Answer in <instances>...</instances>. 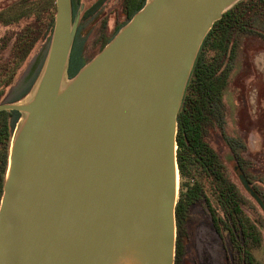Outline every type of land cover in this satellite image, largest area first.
Returning a JSON list of instances; mask_svg holds the SVG:
<instances>
[{
  "label": "water",
  "instance_id": "1",
  "mask_svg": "<svg viewBox=\"0 0 264 264\" xmlns=\"http://www.w3.org/2000/svg\"><path fill=\"white\" fill-rule=\"evenodd\" d=\"M239 0H146L69 78L81 11L55 0L0 198V264H173L177 114L204 37ZM245 190L264 202L242 173Z\"/></svg>",
  "mask_w": 264,
  "mask_h": 264
},
{
  "label": "trees",
  "instance_id": "2",
  "mask_svg": "<svg viewBox=\"0 0 264 264\" xmlns=\"http://www.w3.org/2000/svg\"><path fill=\"white\" fill-rule=\"evenodd\" d=\"M103 1L97 0L80 14L69 56V78L99 52L146 2L123 0L124 18L110 34H102L97 52L87 56V41L103 13L100 9ZM71 5L74 17L81 3L71 0ZM55 11V0H15L0 8V25L27 22L13 43L9 60L0 63V103L19 101L34 85L49 47ZM42 33L44 41L30 56ZM244 37H256L264 42V0H239L214 21L199 48L176 118V160L180 175L175 206L176 237L188 208L197 201H205L214 228L227 233L224 241L226 264H257L245 236L248 222L243 210L245 200L206 138L207 126L210 123L216 125L232 154L235 174L242 173L251 184L247 161L242 155L246 146L240 137L226 133L224 119L219 112L221 94L229 83L230 70ZM20 117L17 110H0V198L10 141ZM185 177L192 182L188 188H184ZM254 190L258 192L256 188ZM177 240L175 249L179 252Z\"/></svg>",
  "mask_w": 264,
  "mask_h": 264
},
{
  "label": "rangeland",
  "instance_id": "3",
  "mask_svg": "<svg viewBox=\"0 0 264 264\" xmlns=\"http://www.w3.org/2000/svg\"><path fill=\"white\" fill-rule=\"evenodd\" d=\"M15 0H0V8ZM84 5L81 13L97 0H79ZM103 12L89 37L85 54L97 52L102 34H110L114 26L124 18L123 0H105L100 6ZM104 21V25L102 22ZM27 24L0 25V63L10 58L13 43L21 29ZM36 31L35 33H37ZM42 35V36H41ZM36 41L30 56L44 41L43 33ZM229 83L221 97L219 112L223 116L227 134L238 136L246 146L243 157L247 161L250 186L264 202V42L256 37H244L240 51L229 74ZM206 138L224 163L232 182L243 196L247 217L245 236L249 249L257 264H264V212L256 200L245 190L235 174L232 154L216 125L207 126ZM184 188L192 182L183 178ZM180 188L178 174L177 197ZM184 191V190H183ZM227 233L217 231L205 201L200 200L188 208L181 229L178 231L179 252L173 264H226L224 241Z\"/></svg>",
  "mask_w": 264,
  "mask_h": 264
},
{
  "label": "flooded vegetation",
  "instance_id": "4",
  "mask_svg": "<svg viewBox=\"0 0 264 264\" xmlns=\"http://www.w3.org/2000/svg\"><path fill=\"white\" fill-rule=\"evenodd\" d=\"M227 86H228V85H227ZM226 88H227V87H226ZM226 88H225V89H226ZM224 91H225V90H224ZM224 91H223V93H224ZM223 93H222V94H223ZM222 94H221V97H222ZM220 104H221V102H220ZM218 129H219V128H218ZM219 130H220V129H219ZM225 131H226V130H225ZM226 133H227V132H226ZM220 134H221V133H220ZM231 136H232V135H231Z\"/></svg>",
  "mask_w": 264,
  "mask_h": 264
}]
</instances>
